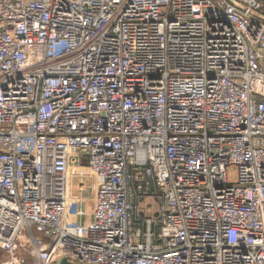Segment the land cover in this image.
<instances>
[{
	"label": "built area",
	"instance_id": "built-area-1",
	"mask_svg": "<svg viewBox=\"0 0 264 264\" xmlns=\"http://www.w3.org/2000/svg\"><path fill=\"white\" fill-rule=\"evenodd\" d=\"M0 253L264 264V0H0Z\"/></svg>",
	"mask_w": 264,
	"mask_h": 264
},
{
	"label": "rangeland",
	"instance_id": "rangeland-1",
	"mask_svg": "<svg viewBox=\"0 0 264 264\" xmlns=\"http://www.w3.org/2000/svg\"><path fill=\"white\" fill-rule=\"evenodd\" d=\"M229 178L233 181L236 178V172L235 168H231L229 172ZM94 181L93 179L87 174L86 170L84 169V163H78L70 164L69 169V191H70V198L72 205H75V207H78L80 201L79 198L81 196L89 195L92 192V185ZM159 201L154 200L151 198H146L144 202L142 203V206L144 205H152L155 208H157ZM74 207V208H75ZM150 216L154 215L153 210L148 214ZM22 257L27 259V254L22 253ZM2 257V254L0 253V259Z\"/></svg>",
	"mask_w": 264,
	"mask_h": 264
},
{
	"label": "water",
	"instance_id": "water-1",
	"mask_svg": "<svg viewBox=\"0 0 264 264\" xmlns=\"http://www.w3.org/2000/svg\"><path fill=\"white\" fill-rule=\"evenodd\" d=\"M59 264H70V263H68V262H66L64 259H62V260L59 262Z\"/></svg>",
	"mask_w": 264,
	"mask_h": 264
}]
</instances>
